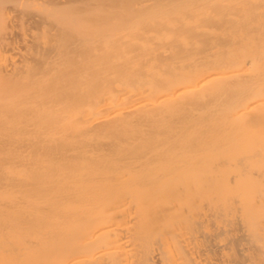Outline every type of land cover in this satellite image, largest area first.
<instances>
[{
	"label": "bare ground",
	"instance_id": "bare-ground-1",
	"mask_svg": "<svg viewBox=\"0 0 264 264\" xmlns=\"http://www.w3.org/2000/svg\"><path fill=\"white\" fill-rule=\"evenodd\" d=\"M264 0H0V264H261Z\"/></svg>",
	"mask_w": 264,
	"mask_h": 264
},
{
	"label": "rangeland",
	"instance_id": "rangeland-1",
	"mask_svg": "<svg viewBox=\"0 0 264 264\" xmlns=\"http://www.w3.org/2000/svg\"><path fill=\"white\" fill-rule=\"evenodd\" d=\"M260 263H261V264H264V261H263V260H261V261H260Z\"/></svg>",
	"mask_w": 264,
	"mask_h": 264
}]
</instances>
